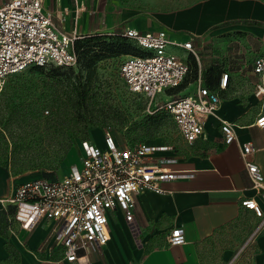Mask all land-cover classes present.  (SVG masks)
Returning <instances> with one entry per match:
<instances>
[{"label":"built area","instance_id":"1","mask_svg":"<svg viewBox=\"0 0 264 264\" xmlns=\"http://www.w3.org/2000/svg\"><path fill=\"white\" fill-rule=\"evenodd\" d=\"M76 18L85 12V0H72ZM65 12L66 9H64ZM60 18L58 13L54 15ZM121 37L131 41L140 54L126 55L117 75L127 91L146 102L148 110H162L169 115L175 131L187 145L204 135L205 120L218 109L220 100L214 91L202 85L201 77L188 83L190 90L183 95L174 91L183 84L189 73L187 59L174 54L183 50L197 58L192 39L172 41L166 31L140 32L126 28ZM84 37V36H83ZM74 31L66 33L53 20L44 0H5L0 2V92L8 77L28 67L54 65L71 67L77 57L73 50L76 40L83 38ZM257 76L256 96H264V56L253 60ZM228 74L221 73L218 87L224 89ZM165 93L163 102L154 104ZM154 109V110H153ZM264 128V115L254 123ZM224 144L235 140L236 125L220 120ZM101 145L89 140L81 142L80 164L71 166L65 174L54 178L38 177L16 184L11 194L0 199L7 223L16 222L20 229L31 230L42 222L49 224L44 248L56 249L69 263L84 264L89 253L98 252L110 240V214L120 211L124 221L137 239L140 228L134 220L137 196L146 194L151 206L170 201V191L163 183L185 176L184 171L170 168L175 163L162 158L169 150L161 145L116 142L107 130ZM254 153L250 142L241 145V157L261 204L251 198L240 205L252 211L257 219L254 235L264 236V174L246 158ZM8 207L13 208L12 215ZM169 245L185 242L180 228L166 236Z\"/></svg>","mask_w":264,"mask_h":264},{"label":"crops","instance_id":"2","mask_svg":"<svg viewBox=\"0 0 264 264\" xmlns=\"http://www.w3.org/2000/svg\"><path fill=\"white\" fill-rule=\"evenodd\" d=\"M44 6L68 34L73 31L83 36L110 31L117 34L126 28L140 32L163 30L175 42L192 39L196 50L197 41L199 45L202 40L235 33L248 36L256 47V56H264V0H202L147 14H135L114 0H85L87 10L77 18L72 0H44ZM204 66L206 70L207 64ZM221 73L228 74L224 89L218 87ZM198 74L202 85L217 93L220 103L216 112L205 120L203 137L191 144L193 152L170 166L184 171L185 176L163 183V188L170 191L167 203L154 207L146 194L137 196L134 220L141 231L137 239L130 233L120 211L110 214V240L98 252L89 253L84 264H205L202 250L218 231L246 214L253 216L255 229L257 219L240 202L251 198L261 204L241 157V145L250 142L254 153L246 160L255 163L264 174V128L254 124L259 114L264 115V96H256L247 87L248 80L257 82V76L252 71L240 76L222 71L215 78L214 86L208 87L200 70ZM220 120L236 125L235 140L230 144H224ZM35 178L38 177L12 176L9 167L0 165V199L7 198L16 184ZM8 211L12 215L13 208L8 207ZM173 228L182 230L183 244L166 242ZM48 232L47 222L28 231L20 229L16 222L9 225L0 206V264L11 260L15 264H76L62 259L56 249L44 248ZM261 239L264 241V236ZM243 245L236 252L224 250V264H232L248 246Z\"/></svg>","mask_w":264,"mask_h":264},{"label":"rangeland","instance_id":"3","mask_svg":"<svg viewBox=\"0 0 264 264\" xmlns=\"http://www.w3.org/2000/svg\"><path fill=\"white\" fill-rule=\"evenodd\" d=\"M114 1L120 7L131 8L135 14H147L178 9L202 0ZM115 33L110 31L103 35L93 34L87 38L81 35L83 38L78 41L82 48L78 50V60L74 66H32L5 79L0 93V133L7 139L5 166L10 168L12 176L54 178L65 174L71 166L80 164L82 139L85 137L91 143L101 145L104 130L119 143L127 141L132 144L169 147L160 156L174 161L185 160L193 152V145H187L180 139L170 117L164 111L152 113L151 109H147L146 102L129 93L118 78L117 70L122 60L126 55L135 54L136 50L131 41H120L123 52L118 53L120 49L107 52L105 45L116 42L119 38ZM197 43L199 42H196L197 58L194 59L197 73L200 70L206 86V79H215L222 71H232L239 76L246 71L253 72L252 64L257 52L248 36L233 33L202 40L199 45ZM87 47H91V50L84 53ZM173 52L186 58L187 62L191 61L192 56H187L183 51L173 49ZM95 56L96 59H93ZM204 64H207L206 70H203L206 67ZM193 73H190L187 81H192ZM78 81L82 84L87 81L90 93L93 94L85 116L69 107H62L55 112L48 106L46 100L50 99L54 90L60 92L78 84ZM22 82H28L24 84L26 88L14 90ZM256 83L248 80V91L255 93ZM190 87L188 83H184L175 93L183 95ZM165 95L163 93L157 96L154 104L163 102ZM29 97L33 98L31 103L27 99ZM60 102H65L64 96ZM10 112L14 118L7 121ZM84 125H87L86 131ZM254 223L253 216L246 214L218 231L202 250L203 262L224 264L222 252L226 249L236 252L247 240L243 245H248L247 248L232 260V264H262V236L252 235L250 238ZM7 264L15 263L11 260Z\"/></svg>","mask_w":264,"mask_h":264},{"label":"trees","instance_id":"4","mask_svg":"<svg viewBox=\"0 0 264 264\" xmlns=\"http://www.w3.org/2000/svg\"><path fill=\"white\" fill-rule=\"evenodd\" d=\"M115 35L116 36H119V38L116 39L117 40L116 42L115 41L114 42L112 41V43H109V44L105 45L104 48H105V50L107 52L113 51V50L116 51V49H120V47L122 45L121 42L122 41H128L127 39H125V38L121 37L120 35H118V33L115 34ZM91 36H93V35H91ZM87 37L88 36H84V38H87ZM78 40H80V39H78ZM78 40H76L74 42V44H73V50H74V53L76 54V57L77 58H78V50L80 48H82L81 43ZM86 42H89V40L86 41ZM132 46L136 50V53L135 54H140V51L133 44H132ZM90 50H91V47H87L85 49L84 53H89ZM117 52L120 53V52H123V50L120 49V51H117ZM132 55H134V54H132ZM93 59H96V56ZM187 63L189 65V73H188L186 79L184 80L183 84L184 83L193 82L197 78V76H198V73H197V64H196V61H195L194 57L192 56L191 57V61H188ZM34 67L38 68L39 66H34ZM191 72L192 73L194 72L193 73L194 74L193 79H192V81H187V79H188V77H189V75H190ZM205 82H207V86L208 87H212L215 84L214 83L215 82V79H206ZM27 83L28 82L19 83L18 86H17V88H15L13 86L14 87V90L17 89L16 91H18L21 88L22 89L23 88H26L24 86V84H27ZM182 85H180L179 87H177V89L180 88ZM57 92H58V94H57ZM58 96H60V98ZM62 96H64V101H65L64 103L63 102H60V99H61ZM91 98H93V94L90 93V86L88 85V82L86 81V82H84L82 84L80 81H78V84L76 83L75 85H71L69 88H66V89H64V90H62L60 92L57 91V90H54L53 93L51 94L50 99L46 100V102H47L48 106L51 107V109H53L55 112H56V110H59L62 107H64V108L65 107H69L71 110H74V111L77 110V111L81 112V114H83L85 116V114L88 112L87 108H88V106L90 104L89 102L91 101ZM27 99L29 100L30 103L33 100L32 97H29ZM43 102H45V100ZM11 103H12V101H11ZM8 104H10V102H8ZM19 106H22L23 107V105H19ZM8 107H6V108H8ZM13 118H14V115H13L12 112H10V114L8 115L7 121L12 120ZM150 118H153V117H150ZM153 119H155V117ZM15 120H18V119L16 118ZM87 129H88L87 128V125H84V130L86 131ZM82 140H88V139H86L84 137ZM127 143L128 144H132V143H129V142H127ZM148 145H150V144H148ZM7 148H8L7 139L4 136H2V134L0 133V165H2V166H5V163H6V159H7ZM40 177L47 178L45 176H40Z\"/></svg>","mask_w":264,"mask_h":264}]
</instances>
